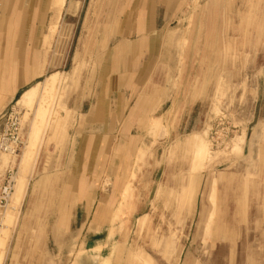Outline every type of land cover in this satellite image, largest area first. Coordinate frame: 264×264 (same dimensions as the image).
Segmentation results:
<instances>
[{"label": "rangeland", "instance_id": "rangeland-1", "mask_svg": "<svg viewBox=\"0 0 264 264\" xmlns=\"http://www.w3.org/2000/svg\"><path fill=\"white\" fill-rule=\"evenodd\" d=\"M10 112L0 264H264V0H0Z\"/></svg>", "mask_w": 264, "mask_h": 264}, {"label": "bare ground", "instance_id": "bare-ground-1", "mask_svg": "<svg viewBox=\"0 0 264 264\" xmlns=\"http://www.w3.org/2000/svg\"><path fill=\"white\" fill-rule=\"evenodd\" d=\"M62 2V1H61ZM180 31H182V32H184L183 30H180ZM183 34V33H182ZM179 37H180V35H179ZM182 39V38H181ZM180 40V39H179ZM177 41V40H176ZM175 45H176V43H175ZM44 60H42V62H43ZM72 70V69H71ZM70 70V71H71ZM74 71V70H73ZM76 72V71H75ZM74 72V73H75ZM73 73V72H72ZM73 73V74H74ZM73 74H72V76H73ZM58 75H60V74H58V72H54V73H51V74H49V75H47L45 78H44V81H43V86H41V87H44V89H46L47 87L49 88V90L51 89V88H53L52 86L54 85V83H55V80H56V78H57V76ZM64 75H68V77H67V79H68V81H69V78H70V76H71V72L70 73H68V72H64ZM70 75V76H69ZM72 79H71V81L73 80V77H71ZM64 79H66V77L64 78ZM39 84H40V82H39ZM35 85V84H34ZM38 85V84H37ZM41 85V84H40ZM52 85V86H51ZM51 86V87H50ZM46 87V88H45ZM33 86H29L28 88H26L23 92H22V94H21V96L19 97V98H21L20 99V101L21 100H24V101H26V100H28V99H30L31 98V96H33V94H35V92H32L33 91ZM38 88V87H37ZM47 88V89H48ZM39 89V88H38ZM42 89V91H43V88H41ZM47 89H46V92L44 91V92H42V91H40V95H41V93H46L47 94V92L49 91H47ZM37 91V90H36ZM50 92V91H49ZM31 93H33L32 95H31ZM38 93V92H37ZM37 93H36V95H37ZM48 95V94H47ZM44 96V95H43ZM30 97V98H29ZM41 100V99H40ZM28 101H30V100H28ZM27 101V104L28 103H30V102H28ZM17 102H19V101H17ZM22 102V101H21ZM26 104V103H25ZM193 139V138H192ZM197 139L198 138H195L193 141H196V142H193V141H190V140H188V138H187V145L192 149V151L194 152V155H195V157H200V156H203V157H205V156H209L210 155V151H209V149H208V147H207V145H206V143L205 142H202L201 140H200V138H199V142L197 141ZM201 141V142H200ZM33 146H34V144H33ZM31 148V147H30ZM9 153H12L13 154V156H16L17 154H16V151H10ZM24 154V155H23ZM22 155L23 156H21V159L19 160L20 162H19V171H20V175H22L21 173H23L25 170H27V168H28V166H30L29 164L32 162V159L34 158L33 157V155H32V151L30 150V151H28L27 153H23ZM195 161V160H194ZM31 168V167H30ZM197 173V172H196ZM17 175V174H16ZM19 177V176H18ZM23 178L21 177V180H22ZM130 179V178H129ZM26 182V181H25ZM127 185V184H126ZM21 186V184H18V186H17V193H16V196H18L19 195V189L21 188L20 187ZM125 186V185H124ZM125 189V188H124ZM123 189V190H124ZM15 196V197H16ZM122 198V197H121ZM120 198V199H121ZM16 202V201H15ZM119 204V203H118ZM118 206V205H117ZM104 209H105V206L102 204V203H99V205H98V207L96 208V210H95V214H94V217H93V222L91 221V225H92V223L94 224V225H92L93 227L94 226H96L97 225V223H98V221L101 219V216H102V213H103V211H104ZM118 209V208H117ZM116 211V210H115ZM118 211V210H117ZM118 215V214H117ZM117 215H115V216H117ZM96 246V245H95ZM98 248H99V246H97V247H95L94 248V250H96V251H98ZM85 249V248H84ZM82 250V249H81ZM79 253V252H78ZM81 253V252H80ZM102 255V254H101ZM145 255V257H147V259H148V261L150 262V264H154L153 263V259L148 255V254H144ZM94 257V256H93ZM88 259V258H87ZM94 259H95V257H94ZM108 259L110 260L111 259V254L109 255V257H108ZM101 260V259H100ZM89 261V260H88ZM97 261V260H96ZM109 262V261H108ZM77 262L75 261V264H76Z\"/></svg>", "mask_w": 264, "mask_h": 264}, {"label": "built area", "instance_id": "built-area-1", "mask_svg": "<svg viewBox=\"0 0 264 264\" xmlns=\"http://www.w3.org/2000/svg\"><path fill=\"white\" fill-rule=\"evenodd\" d=\"M4 124L5 127L0 133V150L5 152L15 151V148L21 142L20 125L17 115L14 112H10ZM8 175V179L6 180L7 185L11 181L10 174Z\"/></svg>", "mask_w": 264, "mask_h": 264}, {"label": "crops", "instance_id": "crops-1", "mask_svg": "<svg viewBox=\"0 0 264 264\" xmlns=\"http://www.w3.org/2000/svg\"><path fill=\"white\" fill-rule=\"evenodd\" d=\"M161 6H164V5H159V7H161ZM147 21V19H144V21H141L143 24H144V22H146ZM147 23V22H146ZM35 39V38H34ZM170 39H172V37H171V35H170ZM34 43V42H33ZM32 43V44H33ZM125 45V44H124ZM33 46V45H32ZM31 46V47H32ZM126 46V48H129V47H132V45H129V44H127V45H125ZM31 55H32V50H31V54H30V56H29V61H30V58H31ZM25 62L24 63V65L21 67V72L19 73L18 72V74H17V70H19L20 69V67L17 65V67L15 68L16 70H15V72H13L9 77H10V80L12 81V83H13V88L15 89L14 90V92H13V94L11 95L10 94V96L9 97H12V96H14L17 92H18V90L20 89V88H22V87H24L25 85H27L28 83H30L33 79H34V77L35 76H37V75H35V76H33V77H31L30 79H28L27 77H26V75H27V72H28V68H29V66H30V62ZM10 71H14L13 69H10ZM100 203H102L104 206H105V203H104V201H101Z\"/></svg>", "mask_w": 264, "mask_h": 264}]
</instances>
